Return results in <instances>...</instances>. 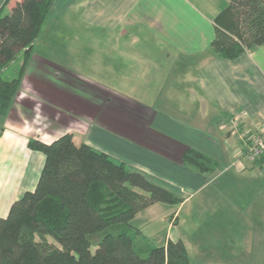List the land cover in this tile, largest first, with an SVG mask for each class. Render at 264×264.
I'll return each mask as SVG.
<instances>
[{
  "label": "crops",
  "instance_id": "crops-1",
  "mask_svg": "<svg viewBox=\"0 0 264 264\" xmlns=\"http://www.w3.org/2000/svg\"><path fill=\"white\" fill-rule=\"evenodd\" d=\"M229 3L54 0L48 18L55 36L47 54H35L34 45L23 96L0 115V217L36 188L44 168L45 154L31 149L29 139L51 143L71 133L75 142L79 137L80 144L106 152L183 199L178 205L157 203L136 220L162 208L160 219L170 232L187 210L197 254L221 247L219 259L264 264V159L251 160L247 143L229 131L233 114L245 111L242 130L264 132V46L235 59L212 49L216 18ZM56 23L66 27L57 37ZM87 28L96 33L95 43L106 35L117 43L75 47ZM125 47L132 52L125 54ZM96 51L104 55L94 59ZM188 149L215 159L217 172L184 166ZM168 237L166 242H183L194 262L181 234Z\"/></svg>",
  "mask_w": 264,
  "mask_h": 264
},
{
  "label": "trees",
  "instance_id": "trees-1",
  "mask_svg": "<svg viewBox=\"0 0 264 264\" xmlns=\"http://www.w3.org/2000/svg\"><path fill=\"white\" fill-rule=\"evenodd\" d=\"M8 4L5 0L0 8L1 116L21 91L54 0H19L7 12ZM257 46H264V0H230L216 18L212 49L235 59ZM17 56L22 65L5 78L3 72ZM28 146L44 153L46 161L36 188L0 217V264H191L181 241L152 246L147 257L136 244L143 234L133 223L136 216L157 203L180 204L183 199L174 191L106 152L77 144L71 133L51 143L30 138ZM183 164L201 174L219 167L195 149L185 152Z\"/></svg>",
  "mask_w": 264,
  "mask_h": 264
},
{
  "label": "rangeland",
  "instance_id": "rangeland-1",
  "mask_svg": "<svg viewBox=\"0 0 264 264\" xmlns=\"http://www.w3.org/2000/svg\"><path fill=\"white\" fill-rule=\"evenodd\" d=\"M3 2L1 3L0 5V8L3 6V4L5 3V0H2ZM11 1L12 0H9V4L7 5L6 7V11L9 12V5L11 4ZM53 22L51 19L48 18L45 26H44V30L45 32L43 34L40 35L39 39L36 40L35 42V54H42L44 55L46 52H47V47H48V44L50 43V40L54 38V36L52 35V31H50V27H54L53 26ZM72 27H74L72 25ZM56 37L59 36L60 34H62V31L60 30H65L66 27L63 26L62 24L60 23H56ZM50 31V32H49ZM86 33H91L90 35H88L87 37H85ZM85 34V35H84ZM82 35H84L83 37H81L80 39V36L77 37V40L79 43H80V46H75V47H80L81 48V44L83 47H90L95 43L96 41V38H95V35L96 33L93 32L91 30V28H87L85 30H83V33ZM101 35H102V32H101ZM101 37V41L99 42H96L95 44H102L104 47L105 45H112V44H115L117 43L116 41V36L114 37H109V36H100ZM73 39V38H72ZM122 43V42H121ZM126 48H129V47H125L124 49V53L125 54H128V53H131L132 50L131 48L130 49H126ZM86 56H89L88 53L89 52H83ZM94 59L95 57H97L98 59H100L102 57V55H104L103 53H100V52H94ZM47 54V53H46ZM63 55V53H61ZM75 55H78L80 56V53L79 52H76L74 53ZM109 55H112L114 56V53H111ZM79 58V57H78ZM76 59V61H79V59ZM105 57L101 59V61H104ZM89 60L91 61V58L89 57ZM106 60V59H105ZM22 56H17L16 59L5 69V71L3 72L4 73V77L5 78H12L13 75H16L20 66L22 65ZM98 61V60H97ZM99 61V62H101ZM111 61H114V58H111ZM92 69V68H91ZM76 71H79V72H82V70L79 68L78 66V63L76 65V68H75ZM95 69L93 70H90V71H94ZM168 71H170V69H168ZM127 85H122V87H125ZM20 96H23V92L20 91L19 95L17 96V98H19ZM16 98V99H17ZM76 143L77 144H80V138L77 137L76 138ZM262 158L264 157V154H262L261 156ZM163 207V206H162ZM170 207H173L174 206H170ZM162 208L160 209H154L156 210L155 211V214H154V210H152V212H146L143 214L142 217L139 216L138 220L135 219V224L137 226H139L143 231V234L142 236H140L137 241H136V244H137V248L140 249V252H142V256L143 257H147L148 254H149V250H150V247L152 246H162V245H165V242H166V238L169 236H176L177 233L181 234V236L183 237V239H185V241L188 242L189 246H190V249H191V258L193 259L194 262H192L191 260V264H217V263H220V264H232V263H238V264H258L259 261H256V260H251V259H241V258H237L236 260H229L227 258L223 259H219V255H222V252L220 251V249H222L220 247V245L216 244L215 247L218 248V246L220 247L219 251H214L212 250V246L210 247V251L207 252H203L201 253V255L198 253H196L195 249L193 248V243L191 242V232L193 229H191V223L190 222H187V217L190 216V214L188 213L187 210H184L181 215H180V226L179 228H175L173 229L172 231L169 232L168 230V225L169 223L166 222V221H161V215H162V211H161ZM186 209V208H185ZM154 214V215H153ZM189 214V215H188ZM140 220L143 222V223H139ZM190 221V219H189ZM143 224V225H142ZM168 237V238H169ZM52 241V239H50ZM144 249V250H142ZM92 251L95 252L96 251V247H93L92 248ZM214 255L216 256L215 259L211 260V256ZM219 256V257H218ZM264 262V261H262Z\"/></svg>",
  "mask_w": 264,
  "mask_h": 264
},
{
  "label": "built area",
  "instance_id": "built-area-1",
  "mask_svg": "<svg viewBox=\"0 0 264 264\" xmlns=\"http://www.w3.org/2000/svg\"><path fill=\"white\" fill-rule=\"evenodd\" d=\"M247 113L245 111H237L233 114L230 121V133L247 143V156L251 160H255L264 154V132L258 135H250L242 130L241 124Z\"/></svg>",
  "mask_w": 264,
  "mask_h": 264
}]
</instances>
